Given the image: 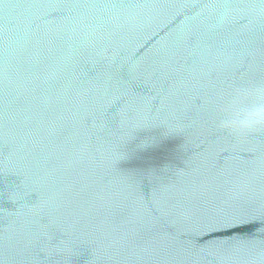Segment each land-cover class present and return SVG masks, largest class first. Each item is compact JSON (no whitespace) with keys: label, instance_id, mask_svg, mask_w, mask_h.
I'll return each mask as SVG.
<instances>
[{"label":"water","instance_id":"95a60500","mask_svg":"<svg viewBox=\"0 0 264 264\" xmlns=\"http://www.w3.org/2000/svg\"><path fill=\"white\" fill-rule=\"evenodd\" d=\"M256 85L264 0H0V264H264Z\"/></svg>","mask_w":264,"mask_h":264},{"label":"clouds","instance_id":"9594fccd","mask_svg":"<svg viewBox=\"0 0 264 264\" xmlns=\"http://www.w3.org/2000/svg\"><path fill=\"white\" fill-rule=\"evenodd\" d=\"M241 110L243 119H237ZM222 111L224 118L219 121L221 129L238 135L264 129V85L237 89Z\"/></svg>","mask_w":264,"mask_h":264}]
</instances>
